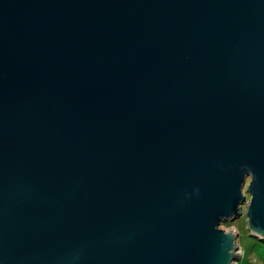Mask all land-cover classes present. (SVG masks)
Masks as SVG:
<instances>
[{"label":"water","instance_id":"1","mask_svg":"<svg viewBox=\"0 0 264 264\" xmlns=\"http://www.w3.org/2000/svg\"><path fill=\"white\" fill-rule=\"evenodd\" d=\"M243 215L264 0H0V264H236Z\"/></svg>","mask_w":264,"mask_h":264},{"label":"rangeland","instance_id":"2","mask_svg":"<svg viewBox=\"0 0 264 264\" xmlns=\"http://www.w3.org/2000/svg\"><path fill=\"white\" fill-rule=\"evenodd\" d=\"M220 228L224 231L235 230L239 235L238 246L241 255L236 264H264V243L250 237L244 215L234 222L222 224Z\"/></svg>","mask_w":264,"mask_h":264},{"label":"flooded vegetation","instance_id":"3","mask_svg":"<svg viewBox=\"0 0 264 264\" xmlns=\"http://www.w3.org/2000/svg\"><path fill=\"white\" fill-rule=\"evenodd\" d=\"M249 198V197H248Z\"/></svg>","mask_w":264,"mask_h":264}]
</instances>
